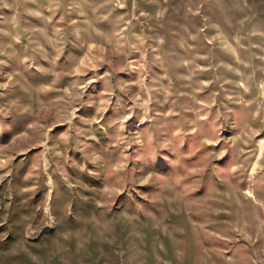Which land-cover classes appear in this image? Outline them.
<instances>
[{
    "label": "rangeland",
    "instance_id": "obj_1",
    "mask_svg": "<svg viewBox=\"0 0 264 264\" xmlns=\"http://www.w3.org/2000/svg\"><path fill=\"white\" fill-rule=\"evenodd\" d=\"M0 264H264V0H0Z\"/></svg>",
    "mask_w": 264,
    "mask_h": 264
}]
</instances>
